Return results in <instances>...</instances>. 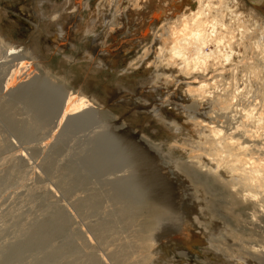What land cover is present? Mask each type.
Here are the masks:
<instances>
[{"label": "bare ground", "instance_id": "1", "mask_svg": "<svg viewBox=\"0 0 264 264\" xmlns=\"http://www.w3.org/2000/svg\"><path fill=\"white\" fill-rule=\"evenodd\" d=\"M85 1L79 0L81 7ZM122 1L126 17L120 14L121 22L137 30L110 53L134 52L153 22H161L155 56L146 66L154 65L164 77L161 88L155 83L156 95L150 94L173 107L140 104L127 91L112 95L108 105L130 98L134 104L124 107V117L136 109L182 116L167 120V126L176 132L174 147L187 151L183 159L162 142L130 126L121 128L123 122L113 121L91 93H73L41 67L30 54L34 47L25 52L0 30V73L11 68L9 77L3 71L9 98L3 96L12 100L31 93L35 107L56 118L55 133L92 127L70 162L104 171L99 174L105 177L102 187L94 182L85 191L55 194L61 229L66 227L75 240L61 247L63 264H191L192 257H205L204 264H264V0ZM104 51L99 48L94 56ZM111 58L108 63H115ZM181 78L185 85L179 94L176 81ZM215 112L229 117L217 120ZM115 124L121 130L115 131ZM20 152L15 156L25 159ZM161 166L163 180L152 177ZM67 178L70 189L74 184ZM194 245L207 254H197ZM171 246L175 261L164 256Z\"/></svg>", "mask_w": 264, "mask_h": 264}, {"label": "rangeland", "instance_id": "2", "mask_svg": "<svg viewBox=\"0 0 264 264\" xmlns=\"http://www.w3.org/2000/svg\"><path fill=\"white\" fill-rule=\"evenodd\" d=\"M123 6L122 0H86L82 7L79 0H0V30L9 43L25 47V52L26 49L32 51L34 47L35 53L32 51L30 54L41 63V67H45L56 80L71 88L73 93L77 91L91 93L96 105L100 104L98 107L109 110L108 114L112 116L113 121L123 122L121 128L130 126L141 136L162 142L165 149L171 148L176 158L183 159L187 157V151L174 147L172 138L176 132L167 126V120L172 118L183 120L182 116H168L161 111L155 114L136 109L124 117V107H131L134 104L130 98H127L128 103L123 105L114 107L108 105L107 99L112 95L116 98L127 91L140 104L152 105L155 109L172 106L169 103L162 106L157 102L158 99L150 94L152 92L156 95L155 85L161 88L164 77L154 69V65L146 66L155 56L153 50L161 22H153L150 35L148 34L141 43L142 46L139 43L134 52L124 55L110 53V49L119 47L124 38L134 35V29L137 30L136 26L126 28L121 22L122 13L126 17ZM118 9H121V12ZM69 20L73 24L68 22ZM126 21L124 23L128 25L129 20ZM104 47L107 51L100 52L98 54L100 57L94 56L99 48L104 50ZM110 58L111 60L114 58L116 62L108 63ZM6 69L5 71L3 69L4 73L11 70ZM3 71L0 73V100L5 96L9 98V92H6L8 90L3 89L7 76L5 80L3 76L7 74L9 77L11 73L4 74ZM225 81L222 83L226 84ZM176 84V90L180 94L182 86L185 85L184 79L176 81ZM141 91L150 95L146 98L141 97L139 94ZM29 95L32 96L31 93ZM29 95H27L29 98L22 95L24 98L20 96L21 98H14L15 100H7L5 97L6 100L3 98L4 102L1 101L4 105L0 103V264H63L61 247L69 242L73 244L75 240L69 235L66 227L61 229L55 194L85 191L94 182L102 187L99 182L105 177L99 174H103L104 171L102 173L91 171L89 163L70 162L75 159L72 155L74 156L76 152L78 142L80 144L90 135L88 133L92 127L79 128L70 133H64L62 130L55 133L52 127L56 118L46 116V110H38L33 103L35 100H30L32 97ZM7 104L12 105L7 107ZM30 106H34L33 110H29ZM28 107L29 109L25 110ZM38 111L41 112L40 115ZM215 113L217 120L224 118L226 120L229 117V114ZM35 118L38 121L34 120ZM119 127L115 124V131L121 130ZM81 136L84 139H81ZM20 151L24 152L25 159L23 155L15 156ZM161 162L170 173L169 164ZM162 166L161 169L159 165L151 176L158 178L160 176L163 180L164 175L161 174H165V171L163 172ZM67 177L72 179L70 184H74L70 189L67 184L70 179ZM209 223V228H212L213 221ZM77 238L84 240L81 235ZM100 248L102 250L101 246L98 247L97 253L101 252ZM172 249V246L167 248L166 255L160 252L167 260L171 257L175 261L178 258ZM193 250L197 254H207L198 245H194ZM173 255L175 257H172ZM205 260V257H192L190 263L204 264Z\"/></svg>", "mask_w": 264, "mask_h": 264}]
</instances>
